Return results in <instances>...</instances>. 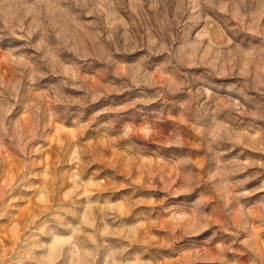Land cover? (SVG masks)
Returning <instances> with one entry per match:
<instances>
[{
	"label": "rangeland",
	"instance_id": "1",
	"mask_svg": "<svg viewBox=\"0 0 264 264\" xmlns=\"http://www.w3.org/2000/svg\"><path fill=\"white\" fill-rule=\"evenodd\" d=\"M0 264H264V0H0Z\"/></svg>",
	"mask_w": 264,
	"mask_h": 264
}]
</instances>
